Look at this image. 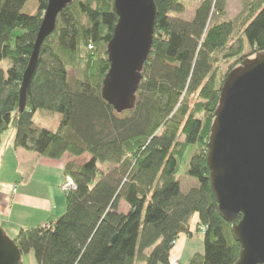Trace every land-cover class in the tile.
I'll return each mask as SVG.
<instances>
[{"label":"trees","instance_id":"16d2710c","mask_svg":"<svg viewBox=\"0 0 264 264\" xmlns=\"http://www.w3.org/2000/svg\"><path fill=\"white\" fill-rule=\"evenodd\" d=\"M29 1L0 0V139L13 127L15 149L55 160L65 154L89 159L64 167L74 183L64 193V213L44 227L20 229L12 239L21 256L31 252L37 264H169L196 217L203 253L188 264H235L240 245L217 213L206 152L233 68L220 77L216 65L264 53V0H243L233 22L219 21L226 0H187L197 4L190 21L176 17L186 0H154L151 50L134 108L122 114L101 97L117 22L114 0H72L59 13L19 111L23 74L47 5ZM243 38L251 49L246 57ZM43 110L59 115L56 131L33 127L35 113ZM187 153V174L198 186L183 193L176 175Z\"/></svg>","mask_w":264,"mask_h":264},{"label":"water","instance_id":"95a60500","mask_svg":"<svg viewBox=\"0 0 264 264\" xmlns=\"http://www.w3.org/2000/svg\"><path fill=\"white\" fill-rule=\"evenodd\" d=\"M71 2L47 0L22 78L20 112L41 45L54 32L59 13ZM113 7L117 22L106 48L109 69L101 97L122 114L134 108L152 46L156 13L154 0H114ZM206 163L217 213L231 224L233 238L240 245L235 264H264V53L244 60L224 81L210 128ZM21 257L0 226V264H20Z\"/></svg>","mask_w":264,"mask_h":264},{"label":"crops","instance_id":"0c3cea01","mask_svg":"<svg viewBox=\"0 0 264 264\" xmlns=\"http://www.w3.org/2000/svg\"><path fill=\"white\" fill-rule=\"evenodd\" d=\"M7 132L0 139V176L4 171L0 177V226L5 233L11 232L12 240L20 229L44 227L64 213V167L70 162L77 164L79 158L65 154L55 160L15 149V131ZM195 224L196 217L190 222V234H194ZM189 236H179L170 252L169 264H187L189 259L184 260V254ZM27 255L31 264H37L31 260V252Z\"/></svg>","mask_w":264,"mask_h":264},{"label":"rangeland","instance_id":"374dc122","mask_svg":"<svg viewBox=\"0 0 264 264\" xmlns=\"http://www.w3.org/2000/svg\"><path fill=\"white\" fill-rule=\"evenodd\" d=\"M36 2V0H31L29 1L30 3L32 2ZM197 7V4L195 2H190L186 0V8L184 10V12L182 14L176 15V17L183 19V20H187L190 21L193 18L194 15V11ZM31 12L35 13L37 6L36 4L32 7H30ZM243 12V0H226V9H225V14L222 17H219V21H236L239 19L241 13ZM239 33V32H238ZM241 37V34H236L235 38ZM243 42V53L241 55V57H246L248 55H250L251 49L248 46V44L246 43V41L242 40ZM255 53L253 55L248 56L246 59L244 60H249V59H254L256 57ZM240 58V57H239ZM237 60V59H236ZM243 60V61H244ZM242 62L238 63V61L236 63L235 59H227L225 61H219V63L216 65L217 69H216V75L224 76L225 73H227L228 69L232 68V70L227 74L226 78L229 76V74L235 70L237 67L242 65ZM9 63L5 62L2 63L1 67L4 71H6L7 67H9ZM231 66V67H230ZM73 75V74H72ZM59 125V115L50 111H37L34 115L33 118V127L37 130L39 129H47L50 130L52 132L56 131V129L58 128ZM11 130L15 129L13 127H10L7 134H9V132H11ZM89 159L88 155H83L82 157H80L77 160V165H81L83 162H85L86 160ZM189 161H190V154L187 153L184 155L183 160L180 162L179 164V170L177 172V180L179 181V185H180V190L181 192L185 193L187 192L189 189L197 187L198 186V182L190 177L187 174V168L189 166ZM98 166L100 167L101 170H105L107 169V165H101L98 164ZM4 176V171L3 174L0 176L1 178ZM120 212H125L126 208L124 207L123 204L120 205L119 208ZM7 236L12 237V234L10 231H8ZM202 234H199V232H197L196 230L194 231V234H190L188 240H189V245H187V250L185 252V256H184V260H186V257H188V259L190 260V258L196 254V253H203V240H202ZM194 235V236H193ZM33 253H31L32 255ZM21 262L22 264H31L30 262V257L29 255H23L21 257ZM33 262H34V258L32 257ZM188 264V262H187Z\"/></svg>","mask_w":264,"mask_h":264},{"label":"built area","instance_id":"2783aa9c","mask_svg":"<svg viewBox=\"0 0 264 264\" xmlns=\"http://www.w3.org/2000/svg\"><path fill=\"white\" fill-rule=\"evenodd\" d=\"M74 189V183L69 176H64L63 184L61 186V191L66 193Z\"/></svg>","mask_w":264,"mask_h":264}]
</instances>
